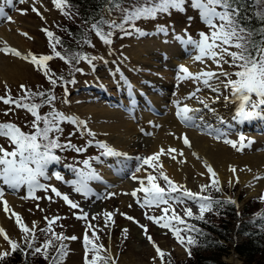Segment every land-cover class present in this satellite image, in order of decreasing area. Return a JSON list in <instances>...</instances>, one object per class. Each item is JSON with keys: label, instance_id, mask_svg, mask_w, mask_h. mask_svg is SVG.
Listing matches in <instances>:
<instances>
[{"label": "rangeland", "instance_id": "obj_1", "mask_svg": "<svg viewBox=\"0 0 264 264\" xmlns=\"http://www.w3.org/2000/svg\"><path fill=\"white\" fill-rule=\"evenodd\" d=\"M0 1L3 5L9 4L8 6H4V11L6 13L0 19V27H2L3 25L5 26L10 22L15 23V25H12V31H10V33H16L15 39L23 42V46L26 51H22L23 54L27 55L29 52L34 53L37 56L41 54H51L49 39L46 36L45 32L42 31V29H47L53 32L55 37H63L64 35L62 34L63 31L60 30V25L61 23L70 20V16L64 15L60 9L55 7V5L53 4V0H35V7L39 10L40 15H37V13L32 11L33 2L31 0H26L25 3H20L19 0H11V3H8L6 0ZM146 2L147 0L129 1V3H127L126 5L124 4L125 6H122L123 10L119 11L120 13L117 16L118 18H115V13L118 10V7L114 8L112 14L107 10V8H103L100 14L102 16V20L107 22L113 21L117 23V20L119 19V24H123V28H112L107 30L108 23H104L102 25V30L104 32L107 30L108 32L112 33L110 37L111 43L105 44L100 38H98L95 31L92 29L93 23H90L83 34V38L78 44V48H81L79 52L85 51L88 53V57H94L95 59H92L91 62L88 61L85 63L80 60L78 65H80L81 69L76 73L73 72V69L71 70V67L68 63H65L61 59L55 58L52 61H49V67L56 74L61 73L65 75H73L63 81L57 80L56 85H52L51 83H49L43 72L37 70L34 65L29 63L28 61L20 59V57L13 55L14 57L20 59L18 61H21L20 63L15 64L12 63V59H5L2 55H0V66L1 64L3 65V60L9 59L10 61L7 62L12 63L15 68V71H13L14 73H11L12 75L7 76V78L0 77V96L5 95L4 82H7V85L11 89V95L13 97H17L18 95L22 94L19 86L21 84H24L33 91L49 92L56 97L52 105H45L44 107L39 109L41 115L48 113L49 108L52 106L58 109L57 111L65 114L66 116H68L69 114H73V117L77 118L76 115L78 114L81 117L79 120L86 122V128H81V126H78L76 128V126L70 124V122H65L60 125V127L62 128V132L53 133L52 135L54 137L58 136L59 143L61 144H65V142L68 143L70 141L76 147L85 148L86 150L77 153L71 149H57V155L60 156L62 160L69 162V165L67 166L68 169L73 167L77 171V173L80 170L87 172L88 168H85L83 161L88 160L90 166L96 165L98 167V169L93 170L96 175H101L98 177L104 183L106 182L102 180V175L103 173H105V171L102 169L104 168L103 166H107V168L109 166L110 169L114 166L112 165V159L110 157L107 156L106 158L105 155H102V152L104 150L98 148L96 144H94L95 139L97 141L106 142L103 140L105 139L104 134L99 130L96 131L98 124L100 122L102 123L103 120L101 119L100 121H94L92 120V118L86 119L85 117L88 108L94 107L98 102L104 101V99H102L100 95L102 89V95H107L108 92L106 91L105 87L109 84L107 89L113 88L111 87L114 84L112 83L113 79L110 72L114 71L116 68L126 69V71L129 72L131 67L134 68L135 66H137L135 65L136 61L134 60V57L132 55V51L135 52L137 43L140 40L145 42L147 39H149V37L152 36H160L157 37V39L163 38L164 28H167L170 23L175 27L172 35L177 36V38L174 40L175 44L178 41L177 52H179V46L181 45L178 35L182 33V29L186 30L193 40L200 39L199 33H207L210 31L208 26L201 19L200 10L193 7L192 0H184L182 10L177 8H169L167 12L156 14L155 17L141 18L135 20L134 22L124 23L126 14L132 11L133 8L142 7L145 4L154 5V3ZM255 5L258 12L264 13V0H256ZM127 9L129 10L126 12ZM21 10H26L27 14H21ZM221 10L222 9L217 8V11ZM65 11L71 12L68 9H65ZM7 17H11V21H9ZM217 23H219V21H217ZM16 25L21 27V29H15ZM136 29H139L140 32L138 33ZM154 29H159V31H157L154 35H150V33H147L148 31H153ZM143 32H145L146 34H144ZM23 33H27L28 35L25 36L23 35ZM175 44H173V46ZM61 49H63V47L58 44L57 50L64 54ZM232 50L234 51L235 49ZM189 51H191V49ZM195 51L196 49H194L193 52ZM76 54L70 51L67 53V56L72 57ZM161 54L165 55V53L163 52H161ZM185 61L181 60L182 64H184L191 71V64H187ZM210 62L211 60L205 59L203 63L197 62L195 66L197 68L198 66L208 67L210 66V64H213ZM173 67L174 66L170 68L172 69L173 74H168L169 77L171 76V80L169 83L171 86L168 88L169 93L167 96L171 97L172 94L177 91L179 92V95H183L182 97L184 99L182 102L186 103L187 101L185 100L188 99V94L190 92H196L195 89L193 90L195 82L192 79L178 81L177 74L175 75V72L178 71ZM137 69L141 70V72L144 71L143 73L151 74L152 76V73L155 72L154 70L141 69L139 66L137 67ZM215 69L218 71L217 68ZM224 69L229 72H234L237 70L235 68H230L228 65H224ZM232 78L235 79L234 76ZM220 79L223 80L224 78L221 77ZM210 83L213 86L219 85L220 93L213 92V94L216 96L220 95L219 100L223 103V106L227 107L228 109L232 104L231 102L224 100V96L229 95L228 90L223 87V84L220 83V80H213L210 81ZM94 85H97V88ZM94 95H96L98 99ZM197 95L198 93L196 92V96ZM85 97H87V100H85ZM94 97L97 101L88 99ZM81 99L84 100L78 101ZM105 101L109 103L108 100ZM34 102L39 103L40 98H36ZM167 102H169V99H167ZM108 105L112 106L110 103ZM169 106V104H166V106L161 109L162 111H158L156 115L153 114L155 117L164 118V122H162V125L158 127L153 126L152 128H148L145 121L140 119L132 121V123L136 127L141 128L140 131L147 130L145 132H142L141 135H143L146 140L153 139L155 145L152 147V151L154 152L156 151V149L157 152H159L161 147H163L165 150L169 148V146H166L169 142L168 136L174 132L171 128V126L173 125V122L171 120L174 119V116L173 111L170 110ZM8 107V105L0 102V123L12 122L19 125L21 129L26 133L32 131L31 122L34 119L33 116L31 114H28L23 109L15 108L8 115H4V112L8 109ZM107 122L110 124L105 126L106 129H109L110 132L111 130H113L116 133L126 128V126H118L120 124L116 123L115 121ZM105 123L106 122H104V124ZM182 124L185 125L184 123ZM257 125V128H261V126H259L257 122L253 123L252 126L256 127ZM252 126H241V129L231 126L228 129V133H230L229 135L231 136L238 135V133H243L246 137L249 138L255 135H262L256 131H252ZM88 130H91L92 133H95V136L93 137L88 135ZM209 136L213 138L211 134ZM223 138L228 137H222V139L219 141L214 139L220 146L219 150L224 151L223 157L216 159V156L220 155V152L216 150L213 151L216 153L215 158H211L210 154L209 157L206 156L208 154L207 151L205 155L206 158H203V156H199L200 159L196 158L197 165L199 164V166L201 167L200 172H197L198 169H196V167H194L191 162H189L188 158L193 159L191 153L185 155V159L180 155H176L177 159L179 158L178 161H185L184 163H181L183 173L179 175L178 178H175L173 174L171 176L167 174L172 172L166 170L165 164L169 165V162L164 160L166 155H162L160 157V162L163 164V170L173 181L177 182L178 184L186 185L194 192H198L200 185L210 182V174L207 173L206 168L204 167V161L206 160L209 164H211L210 162L222 160L227 164V167L222 173H218L213 168L218 173L221 181L222 192H220L219 196L235 200L237 202L236 207L239 211L242 207L243 202H245L246 200L255 199V201L253 202L254 207L252 206L253 208H255V210L251 215L256 214L260 211L261 207H264V201L260 200L261 195H264V178L257 180L254 179V177H264V167H262V165L260 164L259 168H256L257 171H254L251 166L252 158L250 157V155H252L253 152V145L255 143H258L260 137H254V143L251 145V147L245 148L243 152H238L229 145L223 143ZM233 138L235 140L238 138V136ZM112 140L114 143H118L119 141H121L116 137H113ZM89 141H92L91 145H89ZM121 142L118 144V146L120 145L118 147V150L119 152L121 150L125 151L128 157L123 158L122 162L124 166H129V169L127 170L128 172H123L124 174L122 175V182L131 179V175L133 173H137V177H139L140 179H144L146 176V172L144 171V169H147V172H152L153 170L147 165H144L140 172H136V168L140 165V161L136 160L135 158L140 154L142 157H147L148 151L146 147H144L142 143H137L136 145H124ZM0 145H2L8 151H12L14 148V145L10 144L9 140L3 137H0ZM173 155H175V153H173ZM83 157L88 159L83 160ZM97 157L99 159H96ZM127 158L132 160L130 161L131 164L126 163ZM167 158L170 157L167 156ZM249 160L251 161V163H249ZM213 166L216 167L215 164ZM230 166H234L236 168L237 171L235 173V176L229 170ZM116 168L117 166H115V169ZM108 169H106L107 172ZM241 169L245 170L241 171ZM246 169H251V171H247ZM48 173V177L45 181H39V183L49 186L48 190L44 191L42 189H37L35 191L37 192L35 196L39 197V199L24 197V188L27 187L26 184L20 186L18 189L7 190L2 184L3 179L0 178V187H4L6 190L5 192H3V200H6V196H8L9 194H11L12 197H16L17 199L15 206L9 207L11 211L19 213L22 216L23 221L29 227H31L33 221L37 222V246H39V244L47 238V235L39 230L47 227L44 220L45 216L49 218L55 216L61 217V219L57 220L53 225L55 232L63 233L65 236L69 237L77 236L80 238L77 240L64 241V243L68 246L69 251L64 264H84V248L82 240L86 225L88 223L96 226L98 235L100 236V240L98 242L104 244L105 247L110 248L112 258L116 261V264H161L159 258H157L153 262L152 258L156 257L157 254L152 244L144 235L143 229H141L137 223L128 220L126 216L133 217L135 221H138L141 225H147L148 235H151L153 237L155 243L162 250L171 253V264H174L176 262H183L186 258L187 253L185 251V248L181 246L180 243H178L171 230L158 227L155 223L146 219V213L148 215L160 216L161 212L160 209L154 206L152 208L140 207V204L137 203V198H139L140 201L143 202L145 195L143 192H137L136 197H133L131 195L133 191L122 188V186L117 182L112 184H104L99 179H93L88 181L90 183H88L89 192L88 195L85 196L81 193L76 192L72 183H70L69 185L62 184L61 180H64L65 178L66 180H69V177H66V173L64 172V170H57V172L54 174H52L51 171ZM201 173H204V175H200ZM241 173L242 176L246 177L244 181L240 178ZM57 175L62 177V179H57ZM236 177H239V183H236ZM230 180L232 181L231 185L229 184ZM158 182L161 184V186H164V182L162 180ZM135 183L140 187L139 180H135ZM145 184H147L146 180ZM51 187H55L60 193L67 195L69 199L78 203L79 208L72 209L62 199V197L56 196L51 191ZM27 189L29 190L28 187ZM214 193L215 192L213 191L211 195ZM47 197H51L52 199L49 200L47 199ZM37 204L39 205V208L43 209L44 211L38 210ZM129 205L131 206L129 207ZM0 206L3 211V204L0 203ZM186 206L191 207L193 212L195 214H198V208L192 201H187L186 204L174 205L176 211L182 216V210ZM80 209H83V211L88 214L87 221L76 218L77 215L81 214ZM11 211L7 215L5 214L7 222L5 223V226L3 228L7 231L12 239L17 240L18 242H22V234L14 222V217L9 218L11 217ZM105 212L113 213L112 219L108 222L107 227L105 226V217L103 215V213ZM121 213H124L126 215H121ZM205 215L211 220H217V215L216 213H214V211L207 212L205 213ZM94 216H96V219H93ZM228 222L231 223L229 225L232 227V231L229 233L230 239L225 242L229 245V248L228 253L222 254L221 258L225 261V264H236L237 262H239L240 264H246L242 260V258H240L231 248V245L240 240L241 236L236 230H234L237 221L234 219H230ZM187 223L193 224L191 219H187ZM173 225L176 226L175 221H173ZM179 227L183 228L184 226L179 225ZM99 229H103V231H99ZM123 229L128 230L126 239L125 234L123 233ZM189 234L190 233H181L182 236H186ZM89 235L91 236V230H89ZM0 245H3L4 248H8L7 243L3 240L2 237H0ZM51 253L52 255H54V250H50V254ZM37 256L43 258L39 254H37ZM168 259L169 258L166 257L165 261L167 262ZM41 264H48V261L44 260Z\"/></svg>", "mask_w": 264, "mask_h": 264}, {"label": "snow or ice", "instance_id": "obj_2", "mask_svg": "<svg viewBox=\"0 0 264 264\" xmlns=\"http://www.w3.org/2000/svg\"><path fill=\"white\" fill-rule=\"evenodd\" d=\"M11 3V0H7ZM20 3H25L26 0H19ZM115 2V0H113ZM193 7L200 10L201 19L210 29L209 32L199 33V40H193L190 36L184 41L187 45H192L197 50L198 54L194 57L195 61L203 63L205 59L211 60L216 65L218 71L211 69L201 70L197 73H192L186 66L180 65L177 73V80L184 81L192 79L197 82H202L206 87L210 88L213 92L220 93L219 85L213 86L210 81L220 80L223 87L228 90L229 95L224 96L225 101H229L236 105L233 120L239 124H243L247 121H252L256 118L264 119V42L256 44L251 41L252 33L245 27L239 24L237 17L239 16V9L232 7L230 0H192ZM184 0H159L158 4L154 6L136 7L132 11L128 12L124 18V23L134 22L141 18L155 17L158 12H167L169 8H177L182 10ZM55 7L61 10V12L70 16L66 8L70 7L67 0H53ZM217 8L222 9L217 11ZM32 11L40 15L39 10L35 7V0H33ZM21 14H27L26 10H21ZM0 15H3L0 10ZM11 21V17H7ZM219 21V23H217ZM109 23L111 28H123V24H116L115 22H107L101 20L100 22L93 24L92 29L96 35L105 43H111V32L105 33L102 30V25ZM49 39V47L51 54H41L37 56L34 53L29 52L27 55H22L20 51L8 47L7 45L0 48V52L5 54H12L21 59H24L34 65V67L42 71L49 83L52 85L57 84V80L63 81L62 76H57L56 73L49 67L48 62L55 58L63 60L65 63L71 64L72 60L79 62L81 59L91 62L94 57L81 56L76 54L72 57L62 54L57 50V45L60 44V38L55 37L54 33L42 29ZM139 33L140 30L136 29ZM130 34V33H126ZM27 36V33H23ZM55 41V42H53ZM232 49H235L234 51ZM230 58V59H229ZM224 65H228L230 68L237 69L234 72H229L224 69ZM79 71V69H78ZM235 77L233 79L232 77ZM224 79L221 80L220 78ZM74 82V81H73ZM5 95L0 96V102L8 105V109L4 112V115H8L15 109H23L28 114L33 116L31 122L30 132H24L21 127L15 123L7 122L0 123V137L9 140L10 144L14 145L12 151H8L2 145H0V178L3 182L13 189H18L22 185H27L29 188L28 196L25 198L39 199L33 195L37 189L44 191L48 190L47 185L39 183L38 178L45 175V169L47 165L53 162H59L61 157L55 154L56 149H71L77 153L83 152L86 149L76 147L70 141L66 144L59 143V137H54L53 133L62 132L60 125L63 122H70L73 124L81 125L86 128V122L80 121L75 117L66 116L65 114L52 108L48 113L41 115L39 109L45 105H52L56 99L54 95L45 91H33L26 85L21 84L19 86L21 95L13 97L11 95V89L8 87L7 82H4ZM200 91L199 88L196 92ZM196 92L190 93L189 97L196 96ZM255 97V99H253ZM36 98H40V102H34ZM199 103L208 107L205 100L197 98ZM216 100L220 99V95H217ZM176 105V116L186 126L199 127L195 123V113L199 109L189 107L187 104L181 106L180 101H174ZM14 106V107H13ZM223 122V121H222ZM211 134V133H209ZM88 135L95 136L91 130H88ZM226 133H219L213 136V139L221 140L222 137H226ZM185 146L191 148V141L187 135L181 137ZM91 145L92 141L88 142ZM223 143L229 145L238 152H243L245 148L251 147L254 143L249 137H246L243 133H238V138L233 140L229 138H223ZM96 146L103 149L102 155L105 156H125L126 153H121L109 146L106 142L97 141ZM177 153L183 156V151L176 148L169 147L165 150L161 147L160 151L147 157H136L135 159L140 161V165L136 168V172H140L144 165L152 168V172H147L144 169L146 176L144 179L133 175L132 179L139 180L140 187L133 191L131 195L136 197L137 192H143V202L137 198V203L140 207L152 208L153 206L160 209L161 215L154 216L145 214L146 219L155 223L158 227L166 228L172 231L173 236L178 243L185 248L189 257L192 255L191 248L197 244V241L191 236H182L181 233L199 232L200 230L194 225L187 223V219H195L203 221L205 213L213 211V207L221 205L222 203H229L236 205L237 202L231 198H227L224 201L215 199L211 193L222 192L221 181L218 173L213 169L212 165L206 160L204 161V167L209 175V183L199 186V191L194 192L186 185L178 184L173 181L163 170V164L160 162L162 155H167L173 161L177 160V156L173 155ZM197 159H200L196 152L192 153ZM96 159H99L98 157ZM178 163H184L185 161H177ZM85 168L90 169L88 160L83 161ZM235 176L236 168L230 166L229 169ZM245 169H241L244 171ZM251 171V169H246ZM155 173V174H154ZM79 179L72 181L74 190L85 196L88 195L89 187L88 181L93 179H99L94 170L87 172L80 170L77 173ZM200 175H204L201 173ZM57 179H62L59 175ZM264 177L255 176L254 179H262ZM145 180L147 184H145ZM162 180L164 186L158 182ZM236 183H239V177H236ZM232 184V181H229ZM251 186V185H249ZM51 191L62 199L72 208L78 209L79 204L69 199L65 194L60 193L55 187H51ZM51 200V197H47ZM261 201H264V195L260 197ZM187 201H192L198 208V214H195L191 207L183 208V216L176 211L175 204H186ZM0 203L3 204V211L7 215L11 209L8 202L3 200V192L0 191ZM131 205H129L130 207ZM163 206V207H161ZM37 209L44 211L39 208ZM31 211V210H30ZM80 215L76 218L87 221L88 214L80 209ZM105 217V226H108V222L112 219L113 213H103ZM121 215H126L121 213ZM14 217V222L21 232V241L12 239L7 231L0 227V237L7 243L8 248H4L0 245V262L5 261L6 258L11 257L13 254L19 252L25 259L28 255L36 256L39 254L44 260L48 261V264H64L69 251L68 246L64 243L65 240H77L80 239L77 236H65L63 233L55 232L53 225L61 217L55 216L49 218L44 217L47 227L39 229L41 232L47 235V238L37 246L38 237L36 236L37 222L33 221L31 227H29L19 213L11 211V217ZM126 218L134 223H137L143 233L152 244L156 257H153V262L159 258L161 264H171V253L162 250L153 240L151 235H148L147 225H141L138 221L131 216ZM187 218V219H185ZM96 219V216L93 217ZM163 221V222H162ZM175 221V225H173ZM114 223V221H113ZM179 225H183L181 228ZM91 230V236L89 235ZM103 231V229H99ZM127 229H123L125 239L127 238ZM50 234V235H49ZM100 236L95 225L88 223L83 234V248H84V264H116V261L112 258L110 248L99 243ZM50 250H54L55 254L50 256ZM169 259L167 262L165 258Z\"/></svg>", "mask_w": 264, "mask_h": 264}, {"label": "bare ground", "instance_id": "obj_3", "mask_svg": "<svg viewBox=\"0 0 264 264\" xmlns=\"http://www.w3.org/2000/svg\"><path fill=\"white\" fill-rule=\"evenodd\" d=\"M33 2V0H31ZM8 5V4H6ZM4 12V11H2ZM2 16H0L1 19ZM15 25V23L10 22L9 24L3 25L0 27V48L5 47L6 45L8 47L14 48L21 52L22 55L25 51L23 42L16 40L15 36L16 33H13L10 31L12 25ZM174 26L170 23V25L166 28H164V34L163 38L157 39V37H149L145 42L140 40L136 47L135 52L132 51V55L134 57V60L136 61L137 66L134 68L131 67L130 71H124L128 74L129 77L123 78L117 71H111V77H112V83L114 85L113 88L107 89L105 87L106 91L108 92L107 95H104L106 97L105 99L109 101V103L112 105H108L109 103L106 101L98 102L94 107H90L87 109L86 119L92 118L94 121H100L101 119L103 122L99 123L96 131L99 130L101 133L104 134V141L107 142V144L114 149L118 150V144L121 142L124 145H136L137 143H142L144 147H146L148 153L147 156H150L156 151H152V147L155 145L153 142V139L146 140L143 135H141L139 129L136 127L132 121L134 119H140L145 121L148 128H152L153 126H160L162 125V122H164L163 117H155L153 115L154 112L149 111L150 108H155V110L162 111L163 107L166 106V104H169L170 110L173 111L174 119L171 121L173 122L171 128L173 129V133L169 135L168 137V145L169 147L176 148L178 150L183 151V158L185 159V155L189 153L196 152L200 157L203 156V158H206V156L211 158H215V152L213 151H219L220 155L216 156L217 158L224 156V151L219 150V145L216 143V141L209 136L211 133L212 137L215 135H218L219 133H226V137L229 139H233V137L237 136H231L228 133V129L234 125L238 124L235 120H233V116L235 113V107L236 105L232 103L229 108L223 106V103L220 100H216V95L213 94V91L206 87L202 82H195V86L193 87V90L197 88L200 89L198 91V95L192 98H188L185 101H183V95H179V92H175L172 94V96H167L169 93L168 88L171 86L170 78L168 74H173L172 66L175 67L174 64H178L181 62V60L185 61L187 64H191L192 73H197L201 70H214L217 71L215 68L216 66L214 64H210L208 67H200L198 68L195 66L197 62L195 61L194 57L198 54L197 50L194 51V46L187 45L184 43L185 40L188 39L189 36H187L184 32L179 34L178 38L180 39L181 45L179 46V52L178 50V41L175 44V39L177 36L172 35L174 32ZM15 29H21V27L17 26ZM159 29H154L153 31H148L147 33H150V35H154ZM14 37V39H13ZM173 44H175L173 46ZM192 48V49H191ZM186 49H191L187 53ZM185 51V53H183ZM26 52V51H25ZM161 52L165 53V55L161 54ZM0 55L3 56V58H9L12 59V63H20L21 61H18L17 57H14L12 54H5L4 52H0ZM188 56V57H185ZM2 58V59H3ZM185 58V59H184ZM9 59L3 60V65L0 66V77H6L12 75L11 73H14L15 71L14 65L12 63H8L7 61H10ZM193 60V61H192ZM1 61V60H0ZM159 61V62H158ZM182 63V62H181ZM201 63V62H199ZM210 63H213L212 61ZM22 64V63H21ZM20 65V64H19ZM17 66V65H16ZM140 67L141 69H149L154 70L155 72L151 74L143 73L141 70H138L137 67ZM146 67V68H145ZM17 69V68H16ZM17 71V70H16ZM17 74V73H16ZM15 75V74H13ZM165 75V76H163ZM18 76V75H17ZM13 78V77H12ZM98 81V80H97ZM143 83V84H140ZM121 85H124V87H121ZM151 86V87H148ZM216 86V85H215ZM116 89L119 91V94L121 95L120 98H115L113 94L117 93ZM112 91V92H111ZM144 91L147 92L146 95H144ZM182 91V90H180ZM185 91V90H183ZM212 92V93H211ZM192 93V92H190ZM190 93L188 95H190ZM203 99L207 102L208 107H205L203 104L199 103L198 99ZM91 100H96V98H88ZM167 99H169V102H167ZM84 99L78 100L82 101ZM85 100H87V97H85ZM113 101V102H112ZM174 101H180L181 106L184 104H187L189 107L194 109H199L197 113H195L196 120L195 123L199 125V127H193V126H185L182 124V122L177 118L176 116V105L174 104ZM123 107V108H122ZM107 121H115L116 123L120 124L118 126L124 127L125 129L114 132L109 129H106V126L110 123ZM223 121V122H222ZM104 122H106L104 124ZM258 123L259 126H261L262 132H264V119L256 118L252 121H247L243 123V125H248L249 123ZM106 125V126H105ZM241 125V124H240ZM258 127V125L256 126ZM187 135V137L191 141L192 147L189 148L185 146L182 142L181 137L183 135ZM113 137H116L120 139L118 143L113 142ZM232 137V138H231ZM201 148V149H200ZM206 151L208 154L206 155ZM121 153H125V151H120ZM175 155H178L175 153ZM206 155V156H205ZM136 156V155H135ZM138 157H142L141 154L137 155ZM136 156V157H137ZM193 156V155H192ZM112 159V165L114 167H111V169L107 168V166H103L102 168L105 173H103V181L106 183H119L122 188L129 189L131 191H134L136 188H139L137 184L135 183V180L132 179V176L137 173H133L131 175V179L126 180L122 182V175L129 169V166H124L122 159L125 158V156H108ZM128 157V156H127ZM252 158V169L254 171H257L256 168H259L260 164L262 167H264V135L260 136L258 143H255L253 145V152L252 155H250ZM189 162L196 167L197 172L201 171V167L199 164L197 165L196 157L193 156L192 158H188ZM126 163L131 164V159L127 158ZM165 161L169 162V165L165 164L166 170L171 171L172 173H167L170 176L173 174L175 178H178L179 175L183 173V169L181 166V163H178L177 161H173L170 158H167V155L164 158ZM213 166L214 164L216 167L213 166V168L218 172L222 173L225 168L227 167V164L223 162L222 160H217L216 162H210ZM249 163L251 161L249 160ZM115 166L117 168L115 169ZM108 169V172L106 171ZM124 172V173H123ZM185 173V172H184ZM243 173V172H242ZM242 173L240 175V178L244 181L246 178L245 176H242ZM139 175V174H138ZM247 176V175H246ZM4 187L7 190H14L11 186L2 183ZM6 200L9 204V207H13L16 204V197H12L11 194L6 196ZM7 222V219L5 217V213L2 211V208L0 206V227H4L5 223ZM236 264H240L237 262Z\"/></svg>", "mask_w": 264, "mask_h": 264}, {"label": "trees", "instance_id": "obj_4", "mask_svg": "<svg viewBox=\"0 0 264 264\" xmlns=\"http://www.w3.org/2000/svg\"><path fill=\"white\" fill-rule=\"evenodd\" d=\"M129 1L131 0H115V2L113 0H67L70 7L66 10L71 11L69 12L71 19L60 25V30L64 35L60 37L59 45L63 47L61 51L65 55L70 51L78 53L81 50L78 48V44L86 28L90 23L96 24L102 20L100 16L102 9L106 7L112 13L114 8L118 7L115 13L118 14L123 10L122 6ZM230 2L232 7L239 9L237 17L239 24L252 33L251 41L256 44L263 42L264 13L256 10V0H230ZM72 62L69 64L70 67L75 60ZM56 75L65 74L57 73ZM219 195L220 192L212 194L215 199L226 200ZM254 201L255 199H250L243 202L240 211L235 205L229 203L214 206L213 211L217 215V220H211L206 215L203 221L191 219L192 225L200 230L189 234L197 241V244L191 248V257L187 254L183 262L174 264H225L221 255L228 253L229 245L225 242L230 239L229 233L232 231V227L229 225L231 223L228 222L230 219L237 221L234 230L244 235V238L231 245L232 250L246 264H264V207H261L258 213L251 215L255 210L253 208ZM43 261V258L31 254L25 259L17 252L0 264H41Z\"/></svg>", "mask_w": 264, "mask_h": 264}]
</instances>
